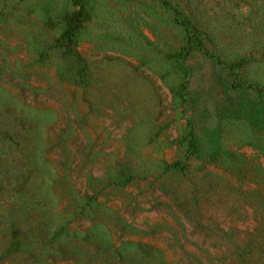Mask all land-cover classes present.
<instances>
[{"label":"rangeland","instance_id":"1","mask_svg":"<svg viewBox=\"0 0 264 264\" xmlns=\"http://www.w3.org/2000/svg\"><path fill=\"white\" fill-rule=\"evenodd\" d=\"M0 264H264V0H0Z\"/></svg>","mask_w":264,"mask_h":264},{"label":"trees","instance_id":"2","mask_svg":"<svg viewBox=\"0 0 264 264\" xmlns=\"http://www.w3.org/2000/svg\"><path fill=\"white\" fill-rule=\"evenodd\" d=\"M196 40L198 41L199 44H202V43L199 41L198 37H196ZM213 56H216V55H213Z\"/></svg>","mask_w":264,"mask_h":264}]
</instances>
